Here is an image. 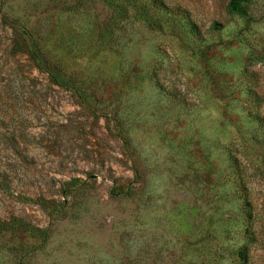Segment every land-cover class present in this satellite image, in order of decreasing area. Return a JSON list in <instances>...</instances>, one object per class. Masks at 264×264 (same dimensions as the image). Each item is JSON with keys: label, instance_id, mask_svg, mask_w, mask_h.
Wrapping results in <instances>:
<instances>
[{"label": "rangeland", "instance_id": "1", "mask_svg": "<svg viewBox=\"0 0 264 264\" xmlns=\"http://www.w3.org/2000/svg\"><path fill=\"white\" fill-rule=\"evenodd\" d=\"M231 2L0 0V264H264V0Z\"/></svg>", "mask_w": 264, "mask_h": 264}, {"label": "trees", "instance_id": "2", "mask_svg": "<svg viewBox=\"0 0 264 264\" xmlns=\"http://www.w3.org/2000/svg\"><path fill=\"white\" fill-rule=\"evenodd\" d=\"M232 8H236L238 9L237 6V2L236 0H232L231 2ZM28 39H29V47L27 49V55L29 56V58L34 62L35 66L38 68V70L44 72L48 78L49 81L55 85L58 86L60 88H67L68 87V80L66 78V76L63 74V72L58 69L57 67H53V66H46L43 57L41 56V54L39 53L38 49H37V43L36 41L33 39L32 36L28 35ZM203 58H204V54L203 52H198Z\"/></svg>", "mask_w": 264, "mask_h": 264}]
</instances>
